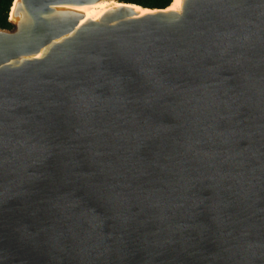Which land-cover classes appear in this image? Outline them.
<instances>
[{
	"label": "water",
	"instance_id": "obj_1",
	"mask_svg": "<svg viewBox=\"0 0 264 264\" xmlns=\"http://www.w3.org/2000/svg\"><path fill=\"white\" fill-rule=\"evenodd\" d=\"M100 1L0 28V264H264V0Z\"/></svg>",
	"mask_w": 264,
	"mask_h": 264
},
{
	"label": "bare ground",
	"instance_id": "obj_2",
	"mask_svg": "<svg viewBox=\"0 0 264 264\" xmlns=\"http://www.w3.org/2000/svg\"><path fill=\"white\" fill-rule=\"evenodd\" d=\"M183 0H174L172 5L170 6V9L179 10L181 8ZM116 0H102L95 4L90 5H69V6H62L63 9H68L71 11L79 12L84 14V19L82 20V23L88 21V20H98L106 11L113 7L120 6ZM139 13L143 14L147 12L148 10H145L139 6H131Z\"/></svg>",
	"mask_w": 264,
	"mask_h": 264
},
{
	"label": "trees",
	"instance_id": "obj_3",
	"mask_svg": "<svg viewBox=\"0 0 264 264\" xmlns=\"http://www.w3.org/2000/svg\"><path fill=\"white\" fill-rule=\"evenodd\" d=\"M124 2L136 3L149 8H166L173 3V0H120ZM14 0H0V28L12 29L10 22V12Z\"/></svg>",
	"mask_w": 264,
	"mask_h": 264
}]
</instances>
